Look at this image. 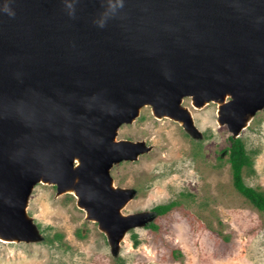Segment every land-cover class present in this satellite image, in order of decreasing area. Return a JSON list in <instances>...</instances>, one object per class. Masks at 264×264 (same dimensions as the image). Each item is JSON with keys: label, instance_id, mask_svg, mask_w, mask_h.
<instances>
[{"label": "water", "instance_id": "1", "mask_svg": "<svg viewBox=\"0 0 264 264\" xmlns=\"http://www.w3.org/2000/svg\"><path fill=\"white\" fill-rule=\"evenodd\" d=\"M187 95L221 101L232 136L264 106V0H0V238L38 237L26 204L47 182L116 251L155 213L120 211L133 190L110 168L148 146L117 128L149 104L196 132Z\"/></svg>", "mask_w": 264, "mask_h": 264}, {"label": "rangeland", "instance_id": "2", "mask_svg": "<svg viewBox=\"0 0 264 264\" xmlns=\"http://www.w3.org/2000/svg\"><path fill=\"white\" fill-rule=\"evenodd\" d=\"M182 104L196 132L145 104L118 126L116 138L142 140L148 149L110 168L115 186L133 190L122 214L152 212L157 203L177 200L169 211L128 228L113 251L109 236L86 217L73 193L58 194L54 184L37 182L26 211L38 237L0 240V264H264V209L232 183V132L217 119L219 103L198 107L187 95ZM239 136L252 160L243 167L244 182L264 192V106Z\"/></svg>", "mask_w": 264, "mask_h": 264}, {"label": "trees", "instance_id": "3", "mask_svg": "<svg viewBox=\"0 0 264 264\" xmlns=\"http://www.w3.org/2000/svg\"><path fill=\"white\" fill-rule=\"evenodd\" d=\"M230 145L227 147V159L230 163L232 183L236 189L242 193L247 199H249L259 209H264V192L244 182L243 179V167L245 165L250 166L252 163L251 156L246 150L244 141L238 136H229ZM177 200L172 199L164 203H157L152 206V210L156 214H163L169 211ZM150 226L155 227L153 222L149 223ZM54 236H60V233H55ZM133 243L137 244L138 239L133 235Z\"/></svg>", "mask_w": 264, "mask_h": 264}, {"label": "bare ground", "instance_id": "4", "mask_svg": "<svg viewBox=\"0 0 264 264\" xmlns=\"http://www.w3.org/2000/svg\"><path fill=\"white\" fill-rule=\"evenodd\" d=\"M219 104H221L222 102L221 101H217ZM194 105V104H193ZM196 106V105H195ZM199 107V106H198ZM161 117V116H160ZM174 119H176V118H174ZM178 120H180V119H178ZM181 121V120H180ZM0 240L1 241H14V240H12V239H6V238H0Z\"/></svg>", "mask_w": 264, "mask_h": 264}]
</instances>
